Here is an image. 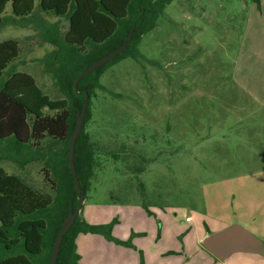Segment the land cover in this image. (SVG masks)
Here are the masks:
<instances>
[{
	"label": "rangeland",
	"instance_id": "374dc122",
	"mask_svg": "<svg viewBox=\"0 0 264 264\" xmlns=\"http://www.w3.org/2000/svg\"><path fill=\"white\" fill-rule=\"evenodd\" d=\"M259 23L264 30V0H172L139 43L141 54L160 66L124 58L102 73L106 90H96L88 123L98 164L81 216L92 224L116 218L113 235L133 246L78 233V264H140V253L144 264H264ZM59 26L63 33L66 20ZM40 33L6 24L0 41L16 39V68L51 98L64 96L40 60L53 48ZM0 165L50 191L42 159ZM229 226L249 231L261 246L216 258L202 239Z\"/></svg>",
	"mask_w": 264,
	"mask_h": 264
},
{
	"label": "trees",
	"instance_id": "16d2710c",
	"mask_svg": "<svg viewBox=\"0 0 264 264\" xmlns=\"http://www.w3.org/2000/svg\"><path fill=\"white\" fill-rule=\"evenodd\" d=\"M171 1L0 0V27L31 25L33 30L41 31L44 41L53 45L40 60L64 94L51 98L30 73L16 68L15 60L20 52L16 39L0 41V160L8 159L22 167L27 162L42 159L44 180L50 190H39L0 165V264H49L56 234L69 207L74 210L78 203L68 165L76 113L81 110L86 96L83 123L74 146L75 169L85 197L98 164L88 123L96 90H106L100 76L124 58L158 65L155 59L141 54L139 43L142 35L157 26ZM7 3L10 4L8 15L5 13ZM61 19L67 22L63 33L59 26ZM133 26L132 37L125 48L83 75L75 89V77L119 47ZM142 206L148 214L152 213L148 205L143 203ZM117 222L113 218L108 223H88L80 210L62 237L56 264H78L80 255L75 245L78 233L100 234L115 243L133 246L130 239L122 240L113 235ZM140 264H144L141 253Z\"/></svg>",
	"mask_w": 264,
	"mask_h": 264
},
{
	"label": "water",
	"instance_id": "95a60500",
	"mask_svg": "<svg viewBox=\"0 0 264 264\" xmlns=\"http://www.w3.org/2000/svg\"><path fill=\"white\" fill-rule=\"evenodd\" d=\"M133 29L134 26L131 28L130 32L128 33L127 39L119 47H117L112 52L106 54L105 56L101 57L100 59L89 65L87 68H85L75 77L73 83L75 89L77 87V83L79 79L83 75L93 71L96 67L105 63L107 60L113 58L125 48V46L128 44L129 40L132 37ZM86 103H87V97L85 96L81 110L76 113L75 125L70 137L69 152H68V165L73 175V181L78 196V203L74 210L72 209V206L69 207L67 215L65 216L56 234L50 254L49 264H56L57 255L62 237L72 225L76 215L80 212L81 205L84 199L83 191L81 189L74 164V146H75L76 137L79 134L82 127L83 117L86 109ZM202 244L208 252H210L213 256H215L218 259H223L234 251H257L258 247L261 246L260 242L255 238L254 235H252L249 231H246L237 226L225 227L224 229L213 232L212 234H208L202 239Z\"/></svg>",
	"mask_w": 264,
	"mask_h": 264
},
{
	"label": "crops",
	"instance_id": "0c3cea01",
	"mask_svg": "<svg viewBox=\"0 0 264 264\" xmlns=\"http://www.w3.org/2000/svg\"><path fill=\"white\" fill-rule=\"evenodd\" d=\"M259 26H260V33H262L264 35V30H263V25L259 23Z\"/></svg>",
	"mask_w": 264,
	"mask_h": 264
},
{
	"label": "built area",
	"instance_id": "2783aa9c",
	"mask_svg": "<svg viewBox=\"0 0 264 264\" xmlns=\"http://www.w3.org/2000/svg\"><path fill=\"white\" fill-rule=\"evenodd\" d=\"M186 220H190V217H189V216H187V217H186Z\"/></svg>",
	"mask_w": 264,
	"mask_h": 264
}]
</instances>
